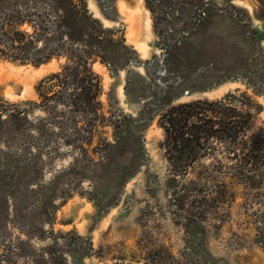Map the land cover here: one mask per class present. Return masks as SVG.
<instances>
[{
	"label": "rangeland",
	"instance_id": "rangeland-1",
	"mask_svg": "<svg viewBox=\"0 0 264 264\" xmlns=\"http://www.w3.org/2000/svg\"><path fill=\"white\" fill-rule=\"evenodd\" d=\"M258 45L264 0H0V264H264V155L247 182L220 153L178 176L158 117L142 131L167 87L246 94L264 128V96L230 80ZM78 62L96 100L70 76L40 94Z\"/></svg>",
	"mask_w": 264,
	"mask_h": 264
},
{
	"label": "trees",
	"instance_id": "trees-1",
	"mask_svg": "<svg viewBox=\"0 0 264 264\" xmlns=\"http://www.w3.org/2000/svg\"><path fill=\"white\" fill-rule=\"evenodd\" d=\"M204 9L207 11L202 14L209 17V20L215 11H219L212 2L204 3ZM12 43L16 44L17 41H12ZM255 48V53L258 54L246 59V71L230 80L240 81L252 89L256 95L264 96V55L259 49V45ZM171 52V55L174 56V51ZM79 66L82 68L81 63L78 62L76 67L68 69L70 72L67 76V72L65 75L53 74L42 80L39 87L47 86L49 83H53V85L47 86V92L38 87L41 91L40 94L43 97H48L51 93H54L53 95L59 93L58 89L66 86L65 83L69 81L68 76H70L73 78L70 81L74 83L73 87H76V90H81L80 92L87 102L91 99L96 100L101 92L100 79L97 76L91 77L93 73L89 71L88 65L83 66L87 70L88 76L80 77ZM154 96L156 103L160 101V103L170 104L154 114L153 110H150V106L147 110L145 108L139 119L149 115V110L152 117L150 121H146L142 131L146 130L151 121L158 117V124L165 135L163 148L176 175H187L190 168L197 162L208 157L215 158L219 153L226 159L238 162L240 167L225 165L222 161H217L214 168L223 173L227 171L241 182H247L248 177L245 171L248 172V168L254 170L260 167L257 160L262 159L264 155V128L255 125L253 101L250 96L231 93L216 100L198 99L174 104L180 96H171L168 93V87L159 95ZM5 109L0 105V118L4 115ZM121 127L122 123L117 127L116 143L111 147L122 145V132H118ZM242 167H245V170L241 171ZM207 181L211 182L212 180L207 177Z\"/></svg>",
	"mask_w": 264,
	"mask_h": 264
}]
</instances>
